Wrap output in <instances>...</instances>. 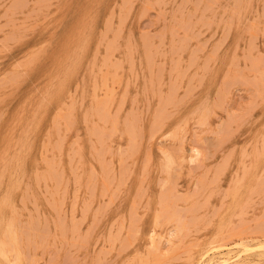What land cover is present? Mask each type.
Wrapping results in <instances>:
<instances>
[{
  "label": "rangeland",
  "instance_id": "374dc122",
  "mask_svg": "<svg viewBox=\"0 0 264 264\" xmlns=\"http://www.w3.org/2000/svg\"><path fill=\"white\" fill-rule=\"evenodd\" d=\"M159 1L0 0V202L25 240L32 220L61 233L20 264H204L247 247L240 264H264V0Z\"/></svg>",
  "mask_w": 264,
  "mask_h": 264
},
{
  "label": "bare ground",
  "instance_id": "6f19581e",
  "mask_svg": "<svg viewBox=\"0 0 264 264\" xmlns=\"http://www.w3.org/2000/svg\"><path fill=\"white\" fill-rule=\"evenodd\" d=\"M90 1V0H89ZM98 1V0H97ZM161 1V0H160ZM160 1H159V4H160ZM163 1V0H162ZM185 1V0H184ZM183 1V2H184ZM222 1V0H221ZM236 1V0H235ZM240 1V0H239ZM103 2V1H102ZM127 2V1H126ZM130 2L131 1H129V3L128 4H130ZM154 2H156V1H154ZM172 2V1H171ZM189 2V1H188ZM198 2V1H197ZM207 2V1H206ZM206 2H204V3H206ZM245 2V1H244ZM98 3V2H97ZM162 3V2H161ZM166 3V2H165ZM196 3V2H195ZM100 4V3H99ZM127 4V5H128ZM156 4V3H155ZM199 4V3H198ZM215 4V3H214ZM233 4V3H232ZM236 4V3H235ZM239 4V3H238ZM241 4V3H240ZM131 5V4H130ZM129 5V6H130ZM186 5V4H185ZM254 5V4H253ZM90 6V5H89ZM114 6V5H113ZM123 6V5H122ZM152 6H154V5H152ZM251 6V5H250ZM125 7V6H124ZM142 7V6H141ZM185 7V6H184ZM187 7V6H186ZM190 7V6H189ZM193 7V6H192ZM197 7V6H196ZM203 7V6H202ZM202 7H200L201 9H202ZM218 7V6H217ZM220 7V6H219ZM151 8V7H150ZM179 8V7H178ZM244 8V7H243ZM257 8V7H256ZM133 9V7H132V5H131V10ZM152 9V8H151ZM185 9V8H184ZM226 9V8H225ZM234 9V8H233ZM240 10L239 11H241V7L239 8ZM126 10V9H125ZM129 9H128V7H127V10L126 11H128ZM189 10V9H188ZM230 10H232V9H230ZM235 10V9H234ZM251 10V9H250ZM249 10V11H250ZM110 11V10H109ZM125 11V12H126ZM130 11V10H129ZM195 11V10H194ZM194 11H192V12H194ZM197 11V10H196ZM195 11V12H196ZM199 11V10H198ZM223 11V10H222ZM238 11V12H239ZM252 11V10H251ZM113 12V11H112ZM120 12V11H119ZM171 12V11H170ZM169 12V13H170ZM191 12V11H190ZM200 12H201V10H200ZM237 12V11H236ZM241 12H243V11H241ZM258 12V11H257ZM263 12V11H262ZM127 13V15L128 14H130V12L128 13V12H126ZM179 13V12H178ZM223 13V12H222ZM228 13H229V11H228ZM167 14V13H166ZM172 14V13H171ZM170 14V15H171ZM175 14V13H174ZM227 14V13H226ZM243 14V13H242ZM245 14V13H244ZM118 15V14H117ZM126 15V16H127ZM196 15V14H195ZM200 15V14H199ZM179 16V15H178ZM186 16V15H185ZM239 16V15H238ZM241 16H244V15H241ZM240 16V17H241ZM257 16H259V15H257ZM109 17H111V16H109ZM114 17V16H113ZM124 17H125V14H124ZM182 17H183V15H182ZM181 16H180V18H182ZM123 18V17H122ZM121 18V19H122ZM127 18V17H126ZM125 18V19H126ZM174 18H176V17H173V19ZM179 18V19H180ZM199 18H201V17H199ZM246 18V17H245ZM119 19H120V17H119ZM132 19V18H131ZM183 19V18H182ZM187 19H188V17H187ZM198 19V18H197ZM202 19V18H201ZM241 19H242V17H241ZM32 20V19H31ZM50 20V19H49ZM53 20H54V18H53ZM52 20V21H53ZM123 20V19H122ZM186 20V19H185ZM190 20V19H189ZM235 20V19H234ZM254 20V19H253ZM90 21V20H89ZM126 21V20H125ZM173 21V20H172ZM181 21H183V20H181ZM207 21V20H206ZM241 21V20H240ZM252 21V20H251ZM184 22H186V21H184ZM200 22V21H199ZM229 22V21H228ZM66 23V22H65ZM111 23V22H110ZM124 23V22H123ZM165 23V22H164ZM178 23V22H177ZM195 23V22H194ZM212 23V22H211ZM229 23H231V22H229ZM235 23V25L234 26H236V22H234ZM70 24V23H69ZM90 24V23H89ZM108 24V23H107ZM118 24H121V27H122V22H121V20H120V22L118 23ZM117 24V25H118ZM124 24H126V23H124ZM132 24V23H131ZM181 24V23H180ZM188 24V23H187ZM202 24V23H201ZM185 25V24H184ZM195 25V24H194ZM98 26V25H97ZM112 26V25H111ZM118 26H120V25H118ZM129 26V25H128ZM183 26V25H182ZM187 26V25H186ZM186 26H184V27H186ZM197 26V25H196ZM245 26H247V25H245ZM55 27V26H54ZM105 27V26H104ZM107 28H108V25L106 26ZM126 27V26H125ZM208 26H206V28H207ZM252 27V26H251ZM257 27V26H256ZM75 28H77V27H75ZM92 28V27H91ZM119 28V27H118ZM123 29H124V27H122ZM121 28V30H123ZM130 28V27H129ZM162 28V27H161ZM209 28V27H208ZM248 28V27H247ZM250 28V27H249ZM64 29V28H63ZM83 29V28H82ZM165 29V28H164ZM181 29V28H180ZM235 29H236V27H235ZM253 29V28H252ZM43 30V29H42ZM159 30V29H158ZM187 30H188V28H187ZM194 30V29H193ZM199 30V29H198ZM221 30V29H220ZM116 31H117V29H116ZM165 31H166V29H165ZM249 31V30H248ZM41 32V31H40ZM74 32H75V30H74ZM95 32V31H94ZM104 32V31H103ZM119 33H120V31H118ZM118 32H116V33H118ZM128 32V31H127ZM160 32H162V31H159V33ZM187 32V31H186ZM205 32V31H204ZM31 33V32H30ZM42 33V32H41ZM82 33V32H81ZM108 33H109V31H108ZM122 33H123V31H122ZM121 33V34H122ZM167 33V32H166ZM175 33V32H174ZM199 33V32H198ZM216 33V32H215ZM29 34V33H28ZM157 34V33H156ZM173 34V33H172ZM186 34V33H185ZM223 34V33H222ZM228 34V33H227ZM2 35V34H1ZM80 35V34H79ZM90 35V34H89ZM200 34H198V36H199ZM103 36H105V35H103ZM118 36H120V35H118ZM134 36V35H133ZM156 36V35H155ZM159 36V35H158ZM157 36V37H158ZM225 36V35H224ZM115 37H117V36H115ZM114 36H113V39L115 38ZM221 37V36H220ZM252 37V36H251ZM30 38V37H29ZM118 38V37H117ZM127 38V37H126ZM225 38V37H224ZM224 38H223V40H224ZM113 39L112 40H110V41H112L113 42ZM132 39V38H131ZM156 39H158V38H156ZM171 39H172V37H171ZM210 39V38H209ZM77 40V39H76ZM75 40V41H76ZM81 40H82V38H81ZM91 40V39H90ZM97 40V39H96ZM119 39H117V41H118ZM218 40V39H217ZM26 41V40H25ZM83 41V40H82ZM110 41H108V42H110ZM131 41V40H130ZM130 41H129V43H130ZM183 41V40H182ZM89 42V41H88ZM114 42H115V39H114ZM113 42V43H114ZM128 42V41H127ZM133 42V41H132ZM136 42H137V40H136ZM207 42V41H206ZM217 42V41H216ZM76 44V47H77V41L75 42ZM205 43V42H204ZM66 44V43H65ZM68 44V43H67ZM115 44V43H114ZM116 44H117V42H116ZM174 44V43H173ZM181 44V43H180ZM215 44V43H214ZM35 45V44H34ZM111 45H113L112 43H111ZM62 46V45H61ZM64 46V45H63ZM79 46L80 45H78V48H76V49H79ZM84 46H85V44H84ZM109 46H110V44H109ZM126 46V45H125ZM148 46V45H147ZM151 46V45H150ZM181 46V45H180ZM204 46V45H203ZM107 47V46H106ZM115 47H116V45H115ZM114 47V48H115ZM139 47V46H138ZM152 47V46H151ZM154 47V46H153ZM185 47V46H184ZM64 48V47H63ZM72 48V47H71ZM95 48H96V46H95ZM99 48V47H98ZM113 48V47H112ZM117 48V47H116ZM115 48V49H116ZM142 48H144L143 46H142ZM172 48V47H171ZM195 48V47H194ZM33 49V48H32ZM36 49V48H35ZM65 49V48H64ZM64 49H62L63 51H64ZM110 49H111V47H110ZM115 49H113V50H115ZM124 49V48H123ZM125 49H126V47H125ZM196 49V48H195ZM235 49H237V47L235 48ZM242 49H243V47H242ZM71 50H73V48L72 49H70V51ZM107 50V49H106ZM113 50H112V52H113ZM147 50V49H146ZM160 50V49H159ZM193 50V49H192ZM197 50V49H196ZM9 51V50H8ZM29 51V50H28ZM133 51V50H132ZM143 51V50H142ZM32 52V51H31ZM61 52V51H60ZM75 52H77V50L75 51ZM80 52V51H79ZM79 52H78V54L77 55H79ZM110 52V51H109ZM115 52V51H114ZM123 52V51H122ZM125 52H127V51H125ZM125 52H124V54H125ZM194 52V50L192 51V53ZM250 52V51H249ZM252 52V51H251ZM108 53V52H107ZM106 53V54H107ZM138 53V52H137ZM171 53V52H170ZM183 53V52H182ZM57 54H59V53H57ZM67 54V53H66ZM74 54V53H73ZM100 54V53H99ZM111 54V53H110ZM136 54V53H135ZM151 54V53H150ZM204 54V53H203ZM76 55V56H77ZM113 55V53L111 54V56ZM154 55V54H153ZM182 55V54H181ZM218 55V54H217ZM248 55V54H247ZM24 56V55H23ZM71 56V55H70ZM73 56V55H72ZM110 56V55H109ZM108 56V58L109 59H111L110 57ZM142 56V55H141ZM194 56V55H193ZM25 57V56H24ZM55 57V56H54ZM80 57V55L78 56V58ZM93 57V56H92ZM106 57V56H105ZM178 57V56H177ZM180 57V56H179ZM23 58V57H22ZM94 58V57H93ZM144 58V57H143ZM142 58V59H143ZM190 58V57H189ZM15 59V58H14ZM124 59V58H123ZM129 59H130V57H129ZM141 59V60H142ZM181 59V58H180ZM205 59V58H204ZM217 59V58H216ZM67 60V59H66ZM74 60V59H73ZM72 60V61H73ZM76 60H78V59H76ZM229 60V59H228ZM251 60V59H250ZM70 60H68V62H69ZM75 61V60H74ZM80 61V60H79ZM78 61V62H79ZM138 61V60H137ZM148 61V60H147ZM238 61V60H237ZM103 62V61H102ZM164 62V61H163ZM179 62V61H178ZM203 62V61H202ZM212 62V61H211ZM251 62V61H250ZM71 63V62H70ZM112 63H114V62H112ZM132 63V62H131ZM208 63V62H207ZM67 64V63H66ZM72 64H73V62H72ZM109 64V63H108ZM133 64V63H132ZM139 64H141V63H139ZM139 64L137 65L138 67H139ZM146 64H147V62H146ZM203 64V63H202ZM212 64V63H211ZM233 64V63H232ZM119 65V64H118ZM156 65V64H155ZM166 65V64H165ZM205 65H207V64H205ZM66 66V65H65ZM68 66V65H67ZM111 66H112V64H111ZM114 66V65H113ZM120 66V65H119ZM134 66V65H133ZM169 66V65H168ZM90 67V66H89ZM101 67V66H100ZM147 67H149V66H147ZM161 67V66H160ZM176 67V66H175ZM235 67V66H234ZM244 67H245V65H244ZM62 68V67H61ZM66 68V67H65ZM70 67H68V69H69ZM109 68V67H108ZM130 68V67H129ZM157 68V67H156ZM190 68H191V66H190ZM205 68V67H204ZM208 68V67H207ZM237 68V67H236ZM245 68H247V67H245ZM83 69H84V67H83ZM101 69V68H100ZM131 69V68H130ZM153 69V68H152ZM199 69H201V68H199ZM72 70V69H71ZM172 70V69H171ZM119 71V70H118ZM130 71V70H129ZM161 71V70H160ZM159 71V72H160ZM91 72V71H90ZM116 72V71H115ZM136 72V71H135ZM151 72V71H150ZM181 73H182V71H180ZM185 72V71H184ZM187 72V71H186ZM185 72V73H186ZM196 72V71H195ZM203 72V71H202ZM201 72V73H202ZM231 72H232V70H231ZM20 73V72H19ZM61 73V72H60ZM66 73H68V72H66ZM101 73V72H100ZM106 73V72H105ZM117 73V72H116ZM134 73V72H133ZM146 73V72H145ZM225 73V72H224ZM149 74V73H148ZM158 74V73H157ZM58 75V74H57ZM67 75V74H66ZM70 75V74H69ZM171 75V74H170ZM199 75V74H198ZM237 75V74H236ZM110 76V75H109ZM117 76V75H116ZM116 76H114V78L116 77ZM119 76V75H118ZM133 76V75H132ZM138 76V75H137ZM154 76V75H153ZM158 76V75H157ZM204 76V75H203ZM59 77V76H58ZM103 77V76H102ZM120 77V76H119ZM180 77V76H179ZM182 77H183V75H182ZM199 77V76H198ZM212 77V76H211ZM65 78V77H64ZM63 78V79H64ZM67 78V77H66ZM65 78V79H66ZM101 78V77H100ZM107 78V77H106ZM110 78V77H109ZM131 78V77H130ZM237 78V77H236ZM62 79V81H60L59 83H60V86L61 87H63V85H61V82H65V80H63ZM128 79V78H127ZM134 79V78H133ZM141 79H142V77H141ZM147 79V78H146ZM180 79V78H179ZM13 80V79H12ZM15 80V79H14ZM56 80V79H55ZM67 80V79H66ZM144 80V79H143ZM204 80V79H203ZM87 81V80H86ZM128 81H129V79H128ZM151 81V80H150ZM161 81V80H160ZM88 82V81H87ZM95 82H97V81H95ZM113 82V81H112ZM194 82V81H193ZM226 82V81H225ZM6 83H7V81H6ZM131 83H132V81H131ZM152 83V82H151ZM53 84V83H52ZM63 84V83H62ZM65 84V83H64ZM67 84V83H66ZM94 84V83H93ZM147 84V83H146ZM160 84V83H159ZM159 84H158V86H159ZM107 85V84H106ZM169 85V84H168ZM174 85V84H173ZM191 85V84H190ZM223 85V84H222ZM59 86V85H58ZM59 86V87H60ZM164 86V85H163ZM182 86V85H181ZM53 87H54V85H53ZM66 87V86H65ZM84 87V86H83ZM114 87V86H113ZM143 87V86H142ZM141 87V88H142ZM175 87V86H174ZM173 87V88H174ZM228 87V86H227ZM36 88V87H35ZM97 88V87H96ZM125 88V87H124ZM158 88V87H157ZM219 88V87H218ZM217 88V89H218ZM63 89H65L64 87H63ZM98 89V88H97ZM113 89V88H112ZM128 89V88H127ZM147 89H149V86H148V88ZM153 89H155V88H153ZM158 89H160V88H158ZM225 89V88H224ZM151 90V89H150ZM172 90V89H171ZM201 90V89H200ZM227 90V89H226ZM49 91V90H48ZM69 91V90H68ZM103 91V90H102ZM114 91V90H113ZM161 91V90H160ZM74 92V91H73ZM124 92V91H123ZM156 92V91H155ZM173 92V91H172ZM217 92V91H216ZM220 92H221V90H220ZM225 92V91H224ZM78 93V92H77ZM106 93V92H105ZM110 94H111V92H110ZM126 94V93H125ZM137 94V93H136ZM156 94V93H155ZM158 94V93H157ZM156 94V95H157ZM216 94V93H215ZM225 94V93H224ZM84 95V94H83ZM107 95V94H106ZM112 95V94H111ZM162 95V94H161ZM160 95V96H161ZM177 95V94H176ZM67 96H69V95H67ZM108 96V95H107ZM125 96V95H124ZM137 96V95H136ZM155 96V95H154ZM159 96V97H160ZM181 95H179V97H180ZM109 97V96H108ZM123 97V96H122ZM131 97V96H130ZM151 97V96H150ZM153 97V96H152ZM218 97H220L219 95H218ZM39 98V97H38ZM79 98V97H78ZM86 97H84V99H85ZM121 98V97H120ZM136 98V97H135ZM165 98V97H164ZM163 98V99H164ZM177 98V97H176ZM222 98V97H221ZM109 99V98H108ZM162 99V100H163ZM168 99H170V97L168 98ZM168 99L166 98L165 99V101H168ZM188 99V98H187ZM10 100V99H9ZM72 100V99H71ZM105 100H107V99H105ZM104 99H103V101H105ZM130 100V99H129ZM143 100H145V99H143ZM159 100V99H158ZM216 100V99H215ZM41 101V100H40ZM88 101H89V99H88ZM102 101V100H101ZM100 102L101 103V105H102V107L100 106V105H97L99 102H95V104L99 107H101V108H103V105H104V103L105 102ZM120 101V100H119ZM125 101V100H124ZM132 101V100H131ZM146 101H147V99H146ZM214 101V100H213ZM222 101V100H221ZM80 102V101H79ZM108 103L110 102V100H108L107 101ZM106 102V103H107ZM148 102H149V100H148ZM175 102V101H174ZM40 103V102H39ZM124 103V102H123ZM123 103L121 104V107H122V105H123ZM147 103V102H146ZM152 103V102H151ZM173 103V102H172ZM221 103V102H220ZM88 104V103H87ZM119 104V103H118ZM150 104V103H149ZM166 104V103H165ZM168 104H169V101H168ZM81 105V104H80ZM105 105H107V104H105ZM171 105V104H170ZM213 105H214V103H213ZM38 106H39V104H38ZM217 106V105H216ZM91 107V106H90ZM124 107V106H123ZM138 107V106H137ZM73 108H74V106H73ZM160 108H161V106H160ZM171 108V107H170ZM218 108V107H217ZM223 108V107H222ZM118 109V108H117ZM120 109V108H119ZM122 109V108H121ZM120 109V110H121ZM131 109V108H130ZM31 110V109H30ZM74 110V109H73ZM105 110H107V109H105ZM112 110V109H111ZM115 110V109H114ZM173 110V109H172ZM191 110H192V108H191ZM208 110V109H207ZM55 111V110H54ZM98 110L95 108V112H97ZM108 111V110H107ZM129 111V110H128ZM226 111V110H225ZM65 112V111H64ZM68 112V111H67ZM73 112V111H72ZM109 112V111H108ZM151 112V111H150ZM155 112V111H154ZM175 112V111H174ZM248 112V111H247ZM70 113V115H72L71 114V112H69ZM85 113V112H84ZM102 113V112H101ZM104 113V112H103ZM126 113V112H125ZM215 113V112H214ZM61 114V113H60ZM99 114V113H98ZM119 114V113H118ZM189 114V113H188ZM54 115H55V113H54ZM53 115V116H54ZM95 115V114H94ZM96 115H97V113H96ZM102 115V114H101ZM111 115V114H110ZM35 116V115H34ZM76 116V115H75ZM24 117V116H23ZM55 117V116H54ZM67 117V116H66ZM86 117V115L83 117V118H85ZM96 117H98V116H96ZM96 117H95V119H96ZM104 117V116H103ZM109 117V116H108ZM65 118V117H64ZM69 118V117H68ZM116 118V117H115ZM131 118V117H130ZM70 119V118H69ZM118 119V118H117ZM116 119V120H117ZM139 119V118H138ZM28 120V119H27ZM64 120V119H63ZM84 120V119H83ZM113 120V119H112ZM115 120V121H116ZM228 120V119H227ZM56 121V120H55ZM100 121V120H99ZM126 121H128V120H126ZM130 121V120H129ZM165 121V120H164ZM57 122H59V121H57ZM103 122V121H102ZM109 122V121H108ZM134 122V121H133ZM228 122V121H227ZM237 122V121H236ZM73 123V122H72ZM94 123V122H93ZM92 123V124H93ZM115 123H117V122H115ZM162 123V122H161ZM35 124V123H34ZM37 124V123H36ZM67 124V123H66ZM95 124V123H94ZM223 124V123H222ZM221 124V125H222ZM104 125H106V124H104ZM78 126V125H77ZM95 126V125H94ZM116 126V125H115ZM130 126H132V125H130ZM143 126V125H142ZM163 126V125H162ZM225 127V126H224ZM62 128V127H61ZM76 128V127H75ZM94 129H101V128H95V127H93ZM104 128V127H103ZM115 128V127H114ZM223 128V127H222ZM226 128V127H225ZM109 129H111V128H109ZM67 130V129H66ZM103 130V129H102ZM112 130V129H111ZM264 130V129H263ZM16 131V130H15ZM57 131V130H56ZM97 130H95L94 132H96ZM137 131H138V129H137ZM218 131V130H217ZM222 131V130H221ZM27 132V131H26ZM70 132V131H69ZM92 132V131H91ZM111 132V131H110ZM136 132V131H135ZM140 132V131H139ZM156 132H157V130H156ZM220 132V131H219ZM231 132H232V130H231ZM261 132V131H260ZM5 133V132H4ZM25 133V132H24ZM58 133H59V131H58ZM254 133V132H253ZM257 133V132H256ZM18 134V133H17ZM60 134V133H59ZM100 134V133H99ZM138 134V133H137ZM221 134V133H220ZM230 134V133H229ZM57 135V134H56ZM63 135H65V134H63ZM131 135V134H130ZM133 135V134H132ZM150 135V134H149ZM152 135V137H153V134H151ZM141 136V135H140ZM144 136V135H143ZM62 137V136H61ZM102 137V136H101ZM112 137V136H111ZM129 137V136H128ZM132 137V136H131ZM137 137H138V135H137ZM59 138V137H58ZM97 138V137H96ZM105 138V137H104ZM141 138V137H140ZM249 138V137H248ZM257 138H258V136H257ZM25 139V138H24ZM129 139H130V137H129ZM128 139V140H129ZM133 139L135 140V138H134V136H133ZM48 140H49V137H48ZM47 140V141H48ZM56 140V139H55ZM63 140V139H62ZM61 140V141H62ZM98 140V139H97ZM132 140V139H131ZM217 140H218V138H217ZM258 140V139H257ZM9 141H11V140H9ZM99 141V140H98ZM98 141H96V142H98ZM29 142V141H28ZM55 142V141H54ZM63 142V141H62ZM102 142V141H101ZM213 142V141H212ZM49 143V142H48ZM57 144H58V142H56ZM100 143V142H99ZM98 143V144H99ZM136 143V142H135ZM211 143V142H210ZM220 143V142H219ZM254 143H256V142H254ZM26 144H28V143H26ZM68 144V143H67ZM66 144V145H67ZM131 145H132V143H130ZM139 145V144H138ZM234 145V144H233ZM242 145V144H241ZM15 146V145H14ZM71 146V145H70ZM97 146V145H96ZM134 146V145H133ZM142 146V145H141ZM232 146V145H231ZM29 147V146H28ZM55 148V147H54ZM59 148V147H58ZM62 148V147H61ZM25 149H27V145H26V148ZM73 148H72V146H71V151H75V150H72ZM104 149V148H103ZM134 149V148H133ZM223 149V148H222ZM255 149V148H254ZM48 150V149H47ZM59 150V149H58ZM106 150V149H105ZM148 150V149H147ZM16 151V150H15ZM23 151V150H22ZM132 151V150H131ZM21 152V151H20ZM24 152H25V150H24ZM41 152V151H40ZM85 152V151H84ZM149 152V151H148ZM232 152V151H231ZM69 153V152H68ZM74 153V152H73ZM102 153V152H101ZM171 153V152H170ZM28 154V153H27ZM46 154V153H45ZM103 154V153H102ZM101 154V155H102ZM130 154H131V152H130ZM146 154H147V152H146ZM232 154V153H231ZM18 155V154H17ZM20 155H21V153H20ZM234 155V154H233ZM239 155V154H238ZM262 155V154H261ZM9 156V155H8ZM21 156H23V154L21 155ZM42 156V155H41ZM66 156V155H65ZM206 156V155H205ZM17 157V156H16ZM26 156H24V158H25ZM68 157H69V155H68ZM127 157V156H126ZM225 157H228V156H225ZM224 157V158H225ZM229 157H230V155H229ZM262 157V156H261ZM8 158V157H7ZM52 158V157H51ZM6 159V158H5ZM41 159H43V158H41ZM260 159V158H259ZM4 160V159H3ZM15 160H16V158H15ZM18 160V159H17ZM22 160V158L20 159V161ZM25 160V159H24ZM60 160V159H59ZM70 160V159H69ZM69 160H68V162H69ZM78 160V159H77ZM151 160V159H150ZM19 161V160H18ZM18 161H16V163L18 162ZM20 161H19V163H20ZM23 161V160H22ZM46 161H48V160H46ZM45 161V162H46ZM51 161V160H50ZM71 161V160H70ZM99 161V160H98ZM123 161V160H122ZM121 161V162H122ZM147 161V160H146ZM9 162V161H8ZM120 162V163H121ZM253 162V161H252ZM23 163V162H22ZM58 163V165H59V161L57 162ZM56 163V164H57ZM143 163V162H142ZM50 164V163H49ZM52 164V163H51ZM65 164H67V163H65ZM64 164V165H65ZM100 164H101V162H100ZM16 165V164H15ZM14 165V166H15ZM18 165V164H17ZM16 165V166H17ZM75 165V164H74ZM89 165H91V164H89ZM104 165V164H103ZM103 165H102V167H103ZM121 165V164H120ZM11 166V165H10ZM19 166V165H18ZM53 166H55V165H53ZM53 166L51 165V169L53 168ZM100 166V165H99ZM218 166H221V165H218ZM20 167H21V164H20ZM126 167H127V165H126ZM143 167V166H142ZM141 167V168H142ZM217 167V166H216ZM1 168V167H0ZM19 168V167H18ZM120 168V166L118 167V169ZM218 168H220V167H218ZM9 170H11L12 168H8ZM16 168H13V170H15ZM55 169H57V167L55 168ZM92 169V168H91ZM125 169V168H124ZM172 169V168H171ZM170 169V170H171ZM9 170H8V172H9ZM75 170H76V168H75ZM126 170V169H125ZM172 170H174V169H172ZM21 171V170H20ZM24 171V170H23ZM60 171H62V170H60ZM69 171V170H68ZM102 171V170H101ZM168 171V170H167ZM204 171V170H203ZM207 171V170H206ZM241 171V170H240ZM260 171V170H259ZM16 172H17V170H16ZM55 172V171H54ZM53 172V173H54ZM72 172H74V170L72 171ZM90 172H93V171H90ZM103 172H105V171H103ZM110 172V171H109ZM122 172H123V170H122ZM175 172V171H174ZM215 172V171H214ZM35 173H37L36 171H35ZM50 173H52V172H50ZM60 173V172H59ZM62 173V172H61ZM60 173V174H61ZM69 172H67V174H68ZM95 173H96V171H95ZM114 173V172H113ZM144 173V172H143ZM202 173V172H201ZM12 174V173H11ZM14 174V173H13ZM44 174V173H43ZM121 173H119V175H120ZM142 174V173H141ZM145 174V173H144ZM167 174V173H166ZM51 175V174H50ZM49 174H48V178H49V176H50ZM54 175H56V173L54 174ZM58 175V174H57ZM62 176H63V173L61 174ZM73 175H75V174H73ZM81 175V174H80ZM93 175H94V172H93ZM97 175H98V172H97ZM103 175V174H102ZM130 175V174H129ZM128 175V176H129ZM256 175H257V173H256ZM37 176V175H36ZM90 176V175H89ZM89 176H88V179H89ZM121 176V175H120ZM143 176V175H142ZM173 176V175H172ZM215 176V175H214ZM217 176V175H216ZM13 177V176H12ZM12 177H10V178H12ZM45 177V176H44ZM51 177H53V176H50V178ZM73 177H75V176H73ZM93 177V176H92ZM92 177H90V179L92 178ZM96 177V176H95ZM101 177H103V176H101ZM115 177V176H114ZM144 177V176H143ZM36 178V177H35ZM42 178V177H41ZM59 177L57 176V179H58ZM211 178V177H210ZM45 179H47V178H45ZM53 179H54V177H53ZM73 179H75V178H73ZM80 179V178H79ZM111 179H112V177H111ZM144 179V178H143ZM146 179V178H145ZM206 179V178H205ZM204 179V180H205ZM239 179V178H238ZM237 179V180H238ZM38 180V179H37ZM36 180V181H37ZM52 180V179H51ZM50 180V181H51ZM55 181H56V179H54ZM63 180V179H62ZM87 180V179H86ZM85 180V181H86ZM115 180V179H114ZM119 180V179H118ZM174 180V179H173ZM215 180V179H214ZM13 181V180H12ZM17 181V180H16ZM35 181V182H36ZM77 181H79V180H77ZM76 181V182H77ZM107 181V180H106ZM149 181V180H148ZM234 181V180H233ZM18 182V181H17ZM126 182V181H125ZM169 182V180L167 181V183ZM212 182V181H211ZM13 183H14V181H13ZM13 183H11V184H13ZM45 183H46V181H45ZM44 183V184H45ZM61 183V182H60ZM68 183V182H67ZM107 183H108V181H107ZM124 183V182H123ZM166 183V184H167ZM213 183V182H212ZM2 184V183H1ZM16 185H18V183H15ZM55 184H56V182H55ZM90 184V183H89ZM139 184V183H138ZM189 184H190V182H189ZM199 184V183H198ZM202 184H203V182H202ZM238 184V183H237ZM10 185V184H9ZM28 185V184H27ZM56 185H59V184H56ZM107 185V184H106ZM174 185V184H173ZM196 185V184H195ZM67 186V185H66ZM87 186V185H86ZM101 186H103V184L101 185ZM200 186V185H199ZM208 186V185H207ZM11 187H13V186H11ZM48 187V186H47ZM57 187V186H56ZM85 187V186H84ZM88 187V186H87ZM113 187V186H112ZM116 187H117V185H116ZM202 187V186H201ZM205 187V186H204ZM247 187V186H246ZM66 188V187H65ZM79 188V187H78ZM94 188V187H93ZM194 188V187H193ZM207 188V187H206ZM5 189H6V187H5ZM11 189V188H10ZM16 189V188H15ZM56 189V188H55ZM54 189V190H55ZM100 189H101V187H100ZM174 189V188H173ZM240 189V188H239ZM63 190V189H62ZM75 190V189H74ZM73 190V191H74ZM86 190H88V189H86ZM108 190V189H107ZM143 190V189H142ZM199 190V189H198ZM206 190V189H205ZM204 190V191H205ZM243 190V189H242ZM28 191V190H27ZM124 191V190H123ZM169 191V190H168ZM173 191V190H172ZM189 191V190H188ZM208 191V190H207ZM211 191V190H210ZM237 191V190H236ZM49 192V191H48ZM100 192H102V191H100ZM110 192V191H109ZM113 192V191H112ZM119 192V191H118ZM239 192V191H238ZM7 193H9V192H7ZM41 193V192H40ZM92 193V192H91ZM90 193V194H91ZM105 193H107V191L105 192ZM167 193V192H166ZM169 193V192H168ZM186 193H188V192H186ZM200 193V192H199ZM233 193V192H232ZM235 193V192H234ZM233 193V194H234ZM11 194V193H10ZM51 194V193H50ZM89 194V195H90ZM109 194V193H108ZM113 194V193H112ZM195 194V193H194ZM43 195V194H42ZM62 195H63V193H62ZM102 195V194H101ZM169 195V194H168ZM182 195V194H181ZM240 195V194H239ZM30 196V195H29ZM92 196V195H91ZM117 196V195H116ZM191 196V195H190ZM224 196V195H223ZM253 196V195H252ZM5 197V199H3V198H1V200H2V202H0V247L2 248V246H6V248L4 249L3 248V255L4 256H6V255H9V253H11V248L13 247V248H15V250H17L16 251V254H15V256L13 257V262H15L14 264H20L21 262H23V261H25V253H24V248H25V251H26V249H27V246L26 245H32V247H34V249H35V246L34 245H36V247H37V245H39L40 244V246L42 245V246H44V247H46V245H43L44 243V241H47V239H45L46 237H48V234L47 235H45L46 233H44V229H45V231H46V228L45 227H47L46 225H48L47 223L45 224V226H44V224H41L42 226H44L43 228H41V225H38L37 223H41V221L40 222H34L33 220V222L31 221V223L32 224H29V226H30V229H31V231L28 233V235H27V240H25L26 239V237H24L23 236V233L24 232H27V231H29V230H27V227H26V230L27 231H24L23 232V230H22V234L21 233H19V232H21V231H19L18 230V228L19 229H21L19 226H20V224H18V220L16 219V218H18V217H13V216H11L10 218H8V217H6V215L4 214V212L6 211V209L9 207V200H10V198L8 199L7 197H6V195L4 196ZM98 197H100V196H98ZM109 197V196H108ZM113 197V196H112ZM170 197V196H169ZM206 197H209V196H206ZM229 197V196H228ZM236 197V196H235ZM63 198V197H62ZM89 198V197H88ZM194 198V197H193ZM12 199V198H11ZM26 198L24 197V200H25ZM64 199V198H63ZM84 199V198H83ZM203 199V198H202ZM205 199V198H204ZM223 199V198H222ZM236 199V198H235ZM234 199V200H235ZM15 200V199H14ZM36 200V199H35ZM59 200V199H58ZM114 200V199H113ZM12 201H13V199H12ZM47 201V200H46ZM104 201V200H103ZM111 201V200H110ZM189 201V200H188ZM22 202V201H21ZM58 202H61V201H58ZM93 202V201H92ZM99 202V201H98ZM186 202V201H185ZM236 202V201H235ZM14 203L15 202H13V205H14ZM24 203V202H23ZM87 203V202H86ZM114 203V202H113ZM145 203V202H144ZM163 203H165V202H163ZM11 204H12V202H11ZM57 204H59V203H57ZM62 204H63V202H62ZM82 204L84 205V203L82 202ZM81 204V205H82ZM190 204H192V203H190ZM199 204V203H198ZM44 205V204H43ZM97 205V204H96ZM99 205V204H98ZM195 205V204H194ZM8 206V207H7ZM15 206V205H14ZM24 206V205H23ZM35 206V205H34ZM46 206V205H45ZM58 206H60V205H58ZM63 206V205H62ZM86 206H87V204H86ZM187 206V205H186ZM190 206H192V205H190ZM241 206V205H240ZM7 207V208H6ZM11 207H12V205H11ZM49 207V206H48ZM51 207V206H50ZM108 207V206H107ZM106 207V208H107ZM169 207H170V205H169ZM176 207V206H175ZM214 207V206H213ZM15 208V207H14ZM34 208H36V206L34 207ZM81 208V207H80ZM264 208V207H263ZM9 209H10V207H9ZM55 209H56V206H55ZM61 209V208H60ZM75 209V208H74ZM95 209H96V206H95ZM98 209V208H97ZM96 209V210H97ZM169 209V208H168ZM167 209V210H168ZM15 210V209H14ZM17 210V209H16ZM94 210V209H93ZM95 210V211H96ZM136 210V209H135ZM163 210V209H162ZM205 210V209H204ZM73 211V210H72ZM84 211V210H83ZM130 211V210H129ZM8 212V211H7ZM17 212H19V211H17ZM21 212V211H20ZM32 212V211H31ZM49 212V211H48ZM58 212V211H57ZM85 212V211H84ZM93 212V211H92ZM111 212V211H110ZM162 212V211H161ZM186 212V211H185ZM192 212V211H191ZM264 212V211H263ZM14 212H10V214H13ZM54 213H56V212H54ZM82 213V212H81ZM95 213H97V211L95 212ZM94 213V214H95ZM157 213H158V211H157ZM171 213V212H170ZM7 214V213H6ZM72 214H73V212H72ZM85 214V213H84ZM129 214V213H128ZM196 214V213H195ZM194 214V215H195ZM217 214V213H216ZM21 215V214H20ZM60 215V214H59ZM82 215H83V213H82ZM90 215V214H89ZM93 215V214H92ZM172 215V214H171ZM199 215V214H198ZM213 215V214H212ZM17 216V215H16ZM24 216V215H23ZM32 215H30V217H31ZM38 217V216H36L35 214L32 216V217ZM44 216H46V215H44ZM74 216V215H73ZM95 216V215H94ZM174 216V215H173ZM203 216V215H202ZM41 217V216H40ZM62 217V216H61ZM85 217H86V215H85ZM93 217V216H92ZM124 217V216H123ZM189 217V216H188ZM211 217H213V216H211ZM25 218V217H24ZM56 218V217H55ZM54 218V219H55ZM63 218H66V217H64V215H63ZM82 218V217H81ZM94 218H96V216L94 217ZM93 218V219H94ZM262 218H264V217H262ZM28 219V218H27ZM33 219V218H32ZM43 219V218H42ZM47 219H49V218H47ZM51 219H53V217L51 218ZM53 219V220H54ZM84 219V218H83ZM118 219V218H117ZM20 220V219H19ZM31 220V219H30ZM34 220L36 221V218H34ZM64 220H66V219H63V221ZM255 220V219H254ZM258 220V219H257ZM259 220H260V218H259ZM62 221V222H63ZM92 221V220H91ZM97 221V220H96ZM174 221V220H173ZM28 222H30V221H28ZM28 222H25V224L26 223H28ZM43 222V221H42ZM50 222V221H49ZM55 222V221H54ZM54 222H52L53 223V225H55V223ZM58 222V221H57ZM57 222H56V226H58L57 225ZM164 222V221H163ZM175 222H176V220H175ZM231 222V221H230ZM229 222V223H230ZM254 222V221H253ZM59 223V222H58ZM69 223H72V222H69ZM121 223V222H120ZM177 223V222H176ZM195 223V222H194ZM257 223V222H256ZM50 224V223H49ZM75 224V222L72 224V225H74ZM98 224V223H97ZM123 224V223H122ZM19 225V226H18ZM24 224H22V226H23ZM27 225V224H26ZM26 225H24V226H26ZM65 226H66V222H65V224H64ZM72 225H70V226H72ZM78 225V224H77ZM120 225V224H119ZM198 225V224H197ZM207 225H208V223H207ZM231 225V224H230ZM69 226V225H68ZM70 226H69V228H68V231H69V229H71L72 230V232H74L75 231V229H74V227H75V225H74V227H71L70 228ZM79 226V225H78ZM77 226V227H78ZM223 226V225H222ZM227 226H229V225H227ZM48 227H50L49 225H48ZM47 227V228H48ZM59 227H60V225H59ZM67 227V226H66ZM65 227V228H66ZM224 227H225V225H224ZM245 227V226H244ZM29 228V227H28ZM65 228H63V229H65ZM92 228V227H91ZM113 228V227H112ZM159 228V227H158ZM177 228H179V227H177ZM240 228V227H239ZM253 228V227H252ZM50 229V228H49ZM49 229H48V233H50V231H49ZM54 230H56L57 228L56 227H54L53 228ZM67 229V228H66ZM65 229V230H66ZM74 229V230H73ZM81 229V228H80ZM79 229V230H80ZM118 229V228H117ZM119 229H121V228H119ZM171 229V228H170ZM220 229V228H219ZM262 229V228H261ZM25 230V229H24ZM61 230H62V228H61ZM109 230V229H108ZM241 229H239V231H240ZM57 231V230H56ZM220 231V230H219ZM223 231V230H222ZM51 232H53V231H51ZM55 232V231H54ZM57 232H60V231H57ZM66 232H67V230H66ZM71 232V233H72ZM215 232H216V230H215ZM241 232H242V230H241ZM252 232V231H251ZM56 233V232H55ZM91 233V232H90ZM89 233V234H90ZM94 232H92V234H93ZM110 233V232H109ZM121 233V232H120ZM193 233V232H192ZM223 233V232H222ZM234 233V232H233ZM257 233V232H256ZM261 233V232H260ZM27 233H25V235H26ZM51 234V233H50ZM49 234V235H50ZM57 234V233H56ZM59 234V233H58ZM70 234V233H69ZM73 235H74V233H72ZM115 234V233H114ZM138 234V233H137ZM172 234V233H171ZM189 234V233H188ZM238 234V233H237ZM68 235V234H67ZM86 235V234H85ZM84 235V236H85ZM109 235V234H108ZM111 235V234H110ZM125 235V234H124ZM128 235V234H127ZM220 235V234H219ZM259 235V234H258ZM60 236H61V233H60ZM60 236H56V238L57 237H60ZM65 236H66V234H65ZM71 237H72V235H70ZM112 236H114V235H112ZM117 236H119V233H117L116 234V237ZM240 236V235H239ZM49 237H52V236H49ZM49 237H48V239H49ZM53 237H54V235H53ZM75 237V236H74ZM77 237V236H76ZM87 237V236H86ZM110 237V236H109ZM219 237V236H218ZM227 237V236H226ZM55 238V239H56ZM62 239L64 238L63 237V235H62V237H61ZM68 238V237H67ZM88 238V237H87ZM111 238V237H110ZM119 238V237H118ZM54 238H53V240H55ZM59 240H60V238H58ZM61 239V240H62ZM74 239V238H73ZM82 239V238H81ZM181 239V238H180ZM217 239V238H216ZM221 239V238H220ZM259 239V238H258ZM52 239H51V241H53ZM58 240V241H59ZM60 240V241H61ZM64 240L65 241H67L66 240V238H64ZM70 240H71V238H70ZM76 240V239H75ZM106 240V239H105ZM115 240V239H114ZM113 240V241H114ZM198 240V239H197ZM231 240V239H230ZM26 241V242H25ZM49 241L50 240H48L47 242L49 243ZM51 241H50V243H51ZM63 241V240H62ZM61 241V242H62ZM68 241H69V239H68ZM116 241V240H115ZM224 241V240H223ZM46 242V243H47ZM76 242V241H75ZM107 242V241H106ZM189 242V241H188ZM199 242V241H198ZM222 242V241H221ZM47 243V244H48ZM50 243H49V245H50ZM70 243V242H69ZM77 243V242H76ZM121 243V242H120ZM119 243V244H120ZM133 243V242H132ZM215 243H217V242H215ZM214 243V244H215ZM58 244H60V243H58ZM64 244V243H63ZM111 244V243H110ZM247 244V243H246ZM259 244H261V243H259ZM262 244H264V242L262 243ZM261 244V245H262ZM179 245V244H178ZM240 245L241 246H243V244H241L240 243ZM258 245V244H257ZM26 246V247H25ZM63 246V245H62ZM101 246H103V245H101ZM212 246V245H211ZM245 246V245H244ZM243 246V249L244 248H246V247H244ZM247 246V245H246ZM250 246V245H249ZM262 246H264V245H262ZM32 247H31V249H32ZM104 247V246H103ZM113 247V246H112ZM192 247V246H191ZM216 247V246H215ZM220 247V246H219ZM38 248H39V246H38ZM69 248V247H68ZM93 248H94V246H93ZM221 248V247H220ZM9 249H10V252H9ZM56 249V248H55ZM60 249V248H59ZM70 249V248H69ZM107 249V248H106ZM214 249V248H213ZM217 249V248H216ZM247 249H248V247H247ZM247 249H244V250H242V249H240L239 251L237 250L236 251V249L235 250H231V249H229L228 250V252L227 253H222V252H220L219 251V249H218V253L216 254V253H214V255L212 256H210L208 259H207V257L206 258H204V259H206V260H204L205 261V263L204 264H240V261H241V259H240V257H243V256H241L240 255V253H243V252H245ZM250 249V248H249ZM261 249H264L263 247H261ZM43 250V249H42ZM183 250H184V248H183ZM182 250V251H183ZM0 251H2V249L0 250ZM32 251V250H31ZM46 251H48V249L46 250ZM88 251V250H87ZM106 251V250H105ZM151 251V250H150ZM216 251V250H215ZM235 251V253H233ZM189 252V251H188ZM187 252V253H188ZM247 252H248V250H247ZM263 252H264V250H263ZM262 252V253H263ZM51 253V252H50ZM58 253V252H57ZM96 253V252H95ZM175 253V252H174ZM12 254H13V252H12ZM147 254H148V252H147ZM205 254H207V253H205ZM245 254V253H244ZM73 255V254H72ZM107 255V254H106ZM161 255V254H160ZM170 255V254H169ZM3 256V257H4ZM91 256H93V255H91ZM97 256V255H96ZM156 256V255H155ZM158 256V255H157ZM156 256V257H157ZM260 256V255H259ZM9 257H11V256H9ZM8 257V258H9ZM73 257V256H72ZM0 258H1V256H0ZM5 259H6V257H4ZM29 258V257H28ZM100 258V257H99ZM114 258V257H113ZM140 258V257H139ZM164 258V257H163ZM167 258V257H166ZM165 258V259H166ZM178 258V257H177ZM184 258V257H183ZM2 259V258H1ZM0 259V260H1ZM93 259H96V258H93ZM32 260V259H31ZM59 260V259H58ZM86 259H84V261H85ZM91 259H89V261H90ZM161 260V259H160ZM2 261H3V259H2ZM83 261V262H84ZM97 261H98V259H97ZM96 261V262H97ZM105 261V260H104ZM128 261V260H127ZM131 261V260H130ZM162 261V260H161ZM5 262H7V260L5 261ZM9 262H11V260H9ZM19 262V263H18ZM73 262V261H72ZM92 262H94V261H92ZM91 262V263H92ZM3 263H4V261H3ZM45 263V262H44ZM51 263H53V262H51ZM85 263H87L86 261H85ZM90 263V264H91ZM24 264V263H23ZM89 264V263H88ZM93 264H95V263H93ZM122 264V263H121ZM129 264V263H128ZM134 264H136V263H134ZM161 264V263H160ZM202 264V263H201Z\"/></svg>",
  "mask_w": 264,
  "mask_h": 264
}]
</instances>
